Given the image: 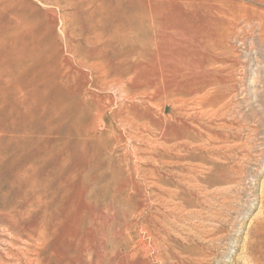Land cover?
I'll return each instance as SVG.
<instances>
[{
    "label": "rangeland",
    "instance_id": "1",
    "mask_svg": "<svg viewBox=\"0 0 264 264\" xmlns=\"http://www.w3.org/2000/svg\"><path fill=\"white\" fill-rule=\"evenodd\" d=\"M0 264H264V0H0Z\"/></svg>",
    "mask_w": 264,
    "mask_h": 264
},
{
    "label": "bare ground",
    "instance_id": "2",
    "mask_svg": "<svg viewBox=\"0 0 264 264\" xmlns=\"http://www.w3.org/2000/svg\"><path fill=\"white\" fill-rule=\"evenodd\" d=\"M29 48H30V47H29ZM31 48H32V47H31ZM31 48H30V49H31ZM30 49H28V50H30ZM23 50H24V48H23ZM23 50H22V51H23ZM18 171H19V170H18Z\"/></svg>",
    "mask_w": 264,
    "mask_h": 264
}]
</instances>
